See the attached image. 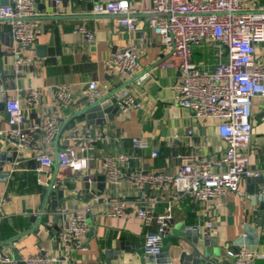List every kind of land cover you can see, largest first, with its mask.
Masks as SVG:
<instances>
[{
  "label": "crops",
  "instance_id": "crops-1",
  "mask_svg": "<svg viewBox=\"0 0 264 264\" xmlns=\"http://www.w3.org/2000/svg\"><path fill=\"white\" fill-rule=\"evenodd\" d=\"M32 1L37 13L35 41L24 51L28 62L22 66L19 76L12 75L10 63L15 43L9 27L0 22V52L5 58L0 76H9L0 85V104L3 95L20 99L27 127H40L47 115H54L60 127L66 124L48 145L42 141L41 130H35V148L24 152L10 146L6 139L0 140V152L4 154L0 157V195L5 198L0 209V254L13 260L37 253L55 255L60 259L58 264H146L147 256L142 246L147 229L134 214L133 204L121 217L109 216L103 200L94 205L87 214L88 229L81 238L84 250L70 252L66 261L57 237L64 217L81 210L92 196L105 193L124 195L129 202L142 204L136 202L139 195L132 192L127 175L137 171L172 174L180 164L177 155H193L198 160L223 159L224 144L217 135L218 122L195 118L175 101L174 86L179 72L176 68L159 65L169 48L159 45L147 27L146 11L151 0H127L139 26L134 33L121 26L113 15L92 13L94 4L109 0ZM3 2L0 0V5ZM76 26H84L92 34V40L86 42L75 33ZM129 43L141 52L138 67L132 73H120L108 66L107 60L117 48ZM199 51L195 50L194 58L198 55L201 61L203 55ZM209 61H213L211 57ZM143 73L148 76L137 84V78ZM90 81L98 82L103 96L120 87L130 89L140 107L123 115L118 113L104 124L88 126L85 114L79 112L85 106L84 92ZM63 85L72 88L74 101L70 105L55 101L56 88ZM30 91L37 94L33 105L25 102ZM263 107L264 99L253 100L252 139L246 150L252 166L260 172V181L242 180L243 196L198 202L175 192L171 186L146 192L154 199L155 212H162L168 203L171 205L172 221L161 249L168 253L170 264H179L182 252L190 254L194 250L204 255L212 254L214 264H228L224 247H238L235 242L243 234V226H255L257 212L261 214L260 222L264 223V208L259 210L260 202L255 198L259 185L264 184V115L259 116ZM76 126L88 128L92 133L103 132L108 137L105 141H97L88 152V168L80 174L60 171L54 163L57 151L65 146L66 136ZM5 127V112L0 108V128ZM132 138L142 139L149 150H156L158 155L152 158L149 150L134 148ZM38 152L52 158L51 167L38 171L39 165L34 158ZM118 154L127 155L128 161L123 169L124 178L113 186L105 179L102 160ZM51 179L54 187L40 222L34 228L30 218L39 214L42 192ZM56 202L59 205H53ZM198 221H211L214 226L203 235L184 230L185 226H193ZM257 231L260 238L254 251L264 254V226ZM14 237L17 238L9 241ZM253 264H264V258L256 259Z\"/></svg>",
  "mask_w": 264,
  "mask_h": 264
},
{
  "label": "built area",
  "instance_id": "built-area-1",
  "mask_svg": "<svg viewBox=\"0 0 264 264\" xmlns=\"http://www.w3.org/2000/svg\"><path fill=\"white\" fill-rule=\"evenodd\" d=\"M6 1L0 5V22L9 27L15 43L10 63L12 75L19 76L22 66L28 62L24 51L35 41L37 13L32 0ZM92 13L115 16L117 22L131 33L139 29L135 12L127 0L96 3ZM146 13L147 27L156 36L158 44L169 48L159 65L176 68L179 72V80L174 86L175 101L195 118L218 122L217 135L224 144L223 159L198 160L193 155L181 154L176 156L180 164L172 174L162 171L129 173L127 181L132 192L139 195L136 200L142 203L139 205L129 202L124 195L92 196L81 210L64 217L57 235L64 261L70 252L84 250L81 238L88 229L87 214L102 200L111 217L123 216L127 207L133 204L134 214L147 229L143 237V254L157 256L172 221V208L168 203L162 212H155L154 199L146 194L148 190L171 186L175 192L198 202L217 201L243 196L241 181L260 176L246 150L252 139V102L257 98L264 99V0L261 3L258 0H151ZM74 32L86 42L92 40V34L84 26H76ZM196 49L203 55L201 61L194 58ZM140 53L137 46L129 43L117 48L107 65L120 73H132L138 67ZM147 76L143 73L136 83ZM102 96L98 82H88L84 92L87 102L92 103ZM3 97L6 127L0 128V140L6 139L10 146L24 152L35 148L33 134L37 129L41 130L45 145L56 138L60 125L54 115H47L40 127H27L20 99ZM54 98L59 104L70 105L74 101L71 86H58ZM115 98L119 114L140 107L130 89H120ZM36 100V92L30 91L25 102L33 105ZM107 139L103 132L92 133L88 128L73 127L65 138V146L55 155L57 169L73 174L85 172L89 164L88 152L97 141ZM131 143L136 149L149 150L142 139L132 138ZM149 155L153 158L158 152L152 149ZM34 158L39 165L38 171L53 164L52 158L45 153L38 152ZM127 161L125 154L103 158V172L108 184L115 186L121 182ZM255 198L264 202V184L259 185ZM4 204L5 198L0 195V209ZM213 226L211 221H198L193 226H185L184 230L203 235ZM224 256L228 264H253L256 259L264 258V254L254 250L227 245ZM59 260L55 255L42 253L15 260L0 254V262L4 263L58 264Z\"/></svg>",
  "mask_w": 264,
  "mask_h": 264
},
{
  "label": "water",
  "instance_id": "water-1",
  "mask_svg": "<svg viewBox=\"0 0 264 264\" xmlns=\"http://www.w3.org/2000/svg\"><path fill=\"white\" fill-rule=\"evenodd\" d=\"M7 1L4 0V2L2 4H6ZM4 57V53L0 52V58H2L1 62H0V72L3 71L4 69V62H5V58ZM9 76H5L4 74H2L0 76V85L2 84V81L5 80L6 78H8ZM122 89V87L117 88L116 90L110 92L109 94L102 96L101 98L97 99L96 101L89 103L87 102L86 98H84V108L79 112V114H85V118L87 121V125L91 126V125H101L104 124L108 121H111L114 117V115L118 114V108L116 106V98H115V94ZM4 102H1L0 104V108L4 110ZM264 115V107L262 112L259 114V116H263ZM6 117V116H5ZM66 123L62 124V126L60 127V131L58 133V135L60 134V132L63 130L64 126ZM57 135V136H58ZM2 147V144L0 143V149ZM13 154H16L15 152H13ZM4 154L0 152V157H3ZM1 162H0V166H1ZM56 165V163H55ZM248 180H259L258 178H251ZM260 181V180H259ZM53 179H51V181L49 182V184L47 185L46 189L43 190L42 195H41V206L39 208V214L37 216H31L30 220L34 222V228H36V226L39 224L40 219L42 217V214L44 212L45 209V204H46V200L49 196V193L51 191V189L53 188ZM53 205H59L58 202H56V204ZM262 208H264V202L260 203L259 205V210H261ZM255 219H254V223L255 226H250L248 224H245L243 226V234L241 236H239L235 242V245L238 247H244L246 249L249 250H254L256 248V245L259 242V235H258V231L257 228L260 226H264V223L260 222V213H256L255 215ZM33 228V229H34ZM30 231V230H28ZM245 237V238H244ZM17 237L11 238L9 241L15 240ZM212 255V254H211ZM211 255L209 254H201L199 252H197L196 250H194L193 252H191L190 254H186V252H182L179 256V264H214V259L211 258ZM21 264H23L21 262ZM146 264H170V260L168 258V253L167 252H161L159 255L157 256H148L147 257V263Z\"/></svg>",
  "mask_w": 264,
  "mask_h": 264
},
{
  "label": "rangeland",
  "instance_id": "rangeland-1",
  "mask_svg": "<svg viewBox=\"0 0 264 264\" xmlns=\"http://www.w3.org/2000/svg\"><path fill=\"white\" fill-rule=\"evenodd\" d=\"M195 58H196V60H199L200 59V57L198 55H195Z\"/></svg>",
  "mask_w": 264,
  "mask_h": 264
}]
</instances>
